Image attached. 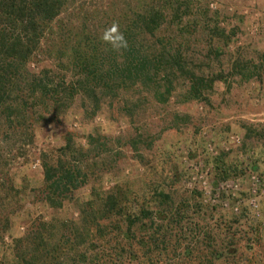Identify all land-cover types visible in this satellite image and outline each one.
Returning <instances> with one entry per match:
<instances>
[{
    "label": "rangeland",
    "instance_id": "obj_1",
    "mask_svg": "<svg viewBox=\"0 0 264 264\" xmlns=\"http://www.w3.org/2000/svg\"><path fill=\"white\" fill-rule=\"evenodd\" d=\"M190 2L186 53L220 74L206 101L146 102L133 117L104 103L92 119L76 104L28 136L0 134V264H264V0ZM67 145L86 180L52 207L41 160Z\"/></svg>",
    "mask_w": 264,
    "mask_h": 264
},
{
    "label": "trees",
    "instance_id": "obj_2",
    "mask_svg": "<svg viewBox=\"0 0 264 264\" xmlns=\"http://www.w3.org/2000/svg\"><path fill=\"white\" fill-rule=\"evenodd\" d=\"M190 1L184 9L179 0H0V134L28 136L40 117H59L76 104L92 119L104 103L120 101L133 117L146 102L206 101L220 74H200L186 53L177 27L194 7ZM209 31L226 37L217 25ZM70 147L55 163L48 153L41 160L52 207L85 184L81 166L66 159ZM107 199L111 212L117 200ZM85 212L91 231L99 217ZM26 257V264H40Z\"/></svg>",
    "mask_w": 264,
    "mask_h": 264
},
{
    "label": "built area",
    "instance_id": "obj_3",
    "mask_svg": "<svg viewBox=\"0 0 264 264\" xmlns=\"http://www.w3.org/2000/svg\"><path fill=\"white\" fill-rule=\"evenodd\" d=\"M263 194H264V191H263Z\"/></svg>",
    "mask_w": 264,
    "mask_h": 264
}]
</instances>
